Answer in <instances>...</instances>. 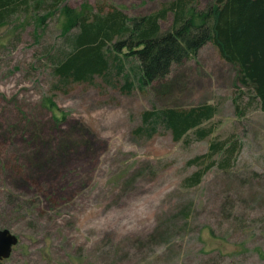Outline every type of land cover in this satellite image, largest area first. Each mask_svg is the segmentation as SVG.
I'll return each instance as SVG.
<instances>
[{
	"label": "rangeland",
	"instance_id": "374dc122",
	"mask_svg": "<svg viewBox=\"0 0 264 264\" xmlns=\"http://www.w3.org/2000/svg\"><path fill=\"white\" fill-rule=\"evenodd\" d=\"M167 1L88 3L133 16ZM55 21L38 40L32 24L0 27V229L18 236L0 264H264V112L236 68L207 43L146 88L127 60L120 73L61 85L43 58ZM204 103L217 108L204 139L137 132L145 110ZM216 139L238 141L231 168L184 187L198 168L187 160Z\"/></svg>",
	"mask_w": 264,
	"mask_h": 264
},
{
	"label": "trees",
	"instance_id": "16d2710c",
	"mask_svg": "<svg viewBox=\"0 0 264 264\" xmlns=\"http://www.w3.org/2000/svg\"><path fill=\"white\" fill-rule=\"evenodd\" d=\"M197 6V0H169L148 14L130 16L114 5H99L95 10L88 0H82L78 8L65 0H0V27L16 29L17 23L32 24V36L38 40L48 20H56L58 35L47 45L43 58L51 63L61 85L89 82L112 70L120 73L122 61L127 60L140 88H146L163 81L173 65L196 57L200 48L211 43L219 56L236 68V85L247 88L264 112V0H212L202 8ZM123 77L122 87L129 91L133 83L126 73ZM233 104L237 109V97ZM45 106L56 107L52 97L46 98ZM216 111L215 105L207 103L188 109L145 110L143 126L137 132L151 136L155 127L162 125L174 140L190 130L197 139H204L212 128L203 123ZM238 150L236 139L210 141L205 153L187 160L188 166L198 168L183 178V186L198 185L213 166L231 168Z\"/></svg>",
	"mask_w": 264,
	"mask_h": 264
},
{
	"label": "water",
	"instance_id": "95a60500",
	"mask_svg": "<svg viewBox=\"0 0 264 264\" xmlns=\"http://www.w3.org/2000/svg\"><path fill=\"white\" fill-rule=\"evenodd\" d=\"M18 243V236L7 228L0 229V261L10 256L13 246Z\"/></svg>",
	"mask_w": 264,
	"mask_h": 264
}]
</instances>
